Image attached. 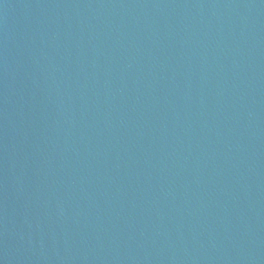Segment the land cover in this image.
<instances>
[{"label":"water","instance_id":"obj_1","mask_svg":"<svg viewBox=\"0 0 264 264\" xmlns=\"http://www.w3.org/2000/svg\"><path fill=\"white\" fill-rule=\"evenodd\" d=\"M0 264H264V0H0Z\"/></svg>","mask_w":264,"mask_h":264}]
</instances>
